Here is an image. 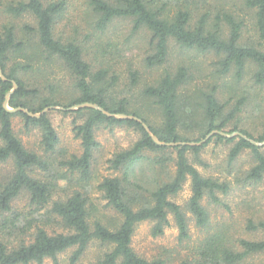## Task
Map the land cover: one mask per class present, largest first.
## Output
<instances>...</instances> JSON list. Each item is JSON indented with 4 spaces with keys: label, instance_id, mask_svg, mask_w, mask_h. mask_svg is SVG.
Here are the masks:
<instances>
[{
    "label": "trees",
    "instance_id": "1",
    "mask_svg": "<svg viewBox=\"0 0 264 264\" xmlns=\"http://www.w3.org/2000/svg\"><path fill=\"white\" fill-rule=\"evenodd\" d=\"M86 1L98 30L106 31L116 21L125 20L131 25V35L149 37L148 51L143 58L147 68L166 66L173 47H178L215 55L214 75L231 74L235 84L241 85L251 71L254 85L264 87V0H240L248 12L247 18L242 17L238 6L229 0ZM67 4V0H17L3 4L4 12L10 15L8 18L30 16L34 25L25 24L19 31L11 22H3L0 27V66L6 77L0 76V162L12 160L14 166V173L0 186V219L2 229L10 230V235L16 234V238L25 235L17 244L0 239V264H44L46 259L60 264L59 255L69 249H74L71 263L76 264L96 242L107 250L89 264H165L161 258L149 260L134 250L135 229L138 224L151 221L154 223L152 235L161 236L170 225L169 216L173 215L180 241L189 239L187 213L172 199L189 180L192 193L186 209L197 226L208 225L209 214L203 200L207 197L218 203V194H228L231 190L229 182L204 176L196 167L197 163L203 164L201 153L213 140L232 144L228 154L230 166L250 150L255 164L244 180L253 183L264 180L262 146L251 142L263 143L264 130L255 138L243 130L237 120L243 108L256 105L257 100L244 91L240 95L234 92L224 101L220 95L222 89H229L218 84L199 89L198 95L186 96L184 91L194 82L195 73L183 62L176 69L164 68L158 79L145 84L141 92L144 100L155 104L160 111L161 123H152L141 109L131 110V98L114 96L121 77L105 54L98 57L97 52L93 63L92 55H86L77 40L57 33V21L65 13ZM248 32L252 37L246 35ZM57 61L75 77L79 91L78 97L67 103L60 99V85L48 77L50 66ZM141 81V72L130 68V88L137 87ZM86 103L96 104L100 110L82 108L72 112L81 119L75 133L81 141L82 153L57 157L60 139L49 114L42 111L50 106L69 108ZM9 108L27 109L40 116L11 112ZM192 108L200 120L186 117L192 115ZM17 116L22 118L27 131L38 129L41 132L42 153L27 149L16 134L13 120ZM230 126V133L240 132L247 138H226L217 134L204 144L190 145L200 143L212 131H224ZM118 127L133 129L139 138L108 161L111 169H124V174L105 177L97 187L107 207L121 218L114 226L96 215L89 187L93 182L94 152L100 146L96 130ZM192 127L201 131L199 138L190 139L181 133ZM151 134L161 142L179 145L171 147L176 156L174 174L169 180L147 189L133 179L137 165L148 160L146 153L161 154L150 160L162 169L172 159L167 153L170 148L158 144ZM36 171L46 176L40 177ZM76 177L82 190H69L68 183ZM23 192L30 196L35 213L44 212L41 217L61 224L64 231L50 232L35 218L25 219L24 225L18 224L22 215L13 213L12 205ZM249 229L264 231V221L257 225L250 221ZM27 235L31 237L29 242L25 240ZM238 244L242 250L229 243L225 236L215 235L200 245L193 260L182 264H242L251 255H264V239H240Z\"/></svg>",
    "mask_w": 264,
    "mask_h": 264
},
{
    "label": "rangeland",
    "instance_id": "2",
    "mask_svg": "<svg viewBox=\"0 0 264 264\" xmlns=\"http://www.w3.org/2000/svg\"><path fill=\"white\" fill-rule=\"evenodd\" d=\"M17 0H0V27L3 22H11L16 26L18 31L25 24L34 25V20L30 16L21 18H8V14L4 12L3 4L11 3ZM233 5L238 6V13L242 17H248V12L244 8L242 1L229 0ZM67 8L62 17L57 21L56 31L59 35L73 38L77 40L82 47L85 48L86 55L91 54L92 62L97 59L95 56L99 52L98 57L105 54L111 62L116 73L120 74V82L115 86V97H129L132 100L131 110L141 109L144 114L152 121V123L160 124V111L150 101H145L142 96V90L145 84L158 79L163 73L164 68L176 69L177 66L185 62L195 73V80L192 81L184 91L186 96L198 95L199 89H207L208 85L218 84L222 89L220 94L224 101H227L234 92H246L257 100L255 104H249L243 108L238 115L239 125L243 130L249 132L253 137L258 138L263 133L264 128V87L255 86L251 77V71L244 77L241 85L235 84L232 75H214V63L216 57L213 54H203L197 51H184L178 47H173L168 63L161 68L150 69L144 64L143 58L147 54L148 38L145 34L131 35V25L128 21H116L106 31H100L96 28L95 19L92 20L91 11L86 0H67ZM8 15V16H7ZM250 25V24H249ZM251 26V25H250ZM254 34V33H252ZM250 35V33H246ZM252 37V35H250ZM94 55V56H93ZM110 64V63H109ZM51 73L48 75L52 82L60 85V99L67 103L72 98L79 95L76 89V79L69 71L57 61L50 66ZM139 70L142 74V81L134 88L129 85V69ZM197 92V93H196ZM113 94V90H112ZM45 113L49 114L52 124L60 139L56 156L65 155L70 157L72 154L80 155L82 153L81 141L76 138L75 127L81 122L76 114L72 112L82 108H73L67 110L62 106H50ZM256 107V108H255ZM70 108V107H69ZM11 109V108H9ZM46 109V108H45ZM44 109V110H45ZM188 110V109H187ZM191 111V110H190ZM197 111L192 108V115H186L188 119L197 116ZM200 120V117H196ZM16 134L22 140L25 147L33 151H41L40 141L41 132L38 129L27 131L22 122V118L17 116L13 120ZM188 125H191L188 123ZM232 127L222 131L228 135ZM190 139H197L201 136V131L187 128L181 132ZM211 133V132H210ZM242 134V133H241ZM244 135V134H243ZM235 135L234 137H238ZM245 136V135H244ZM207 137V135H206ZM205 137V138H206ZM231 137V138H234ZM139 134L133 129L126 127H118L115 129L99 128L96 130V140L99 148L94 152L92 161L93 182L89 187L90 196L96 206V215L109 221L114 226L121 222V218L109 207L107 201L102 197V193L98 190L99 183L105 177L122 176L124 169L114 171L108 163L115 153L122 149L129 148L137 139ZM204 138V139H205ZM212 138V137H211ZM210 138V139H211ZM228 138V137H226ZM203 139V140H204ZM209 139V140H210ZM201 140V141H203ZM195 143V142H194ZM206 143V142H205ZM2 141L0 139V145ZM264 152V142L260 143ZM167 151L172 157L165 168L155 165L150 159L161 157V154L146 153L148 160L139 163L136 167L133 179L144 185L147 189H152L158 182L169 180L175 172V152L171 148ZM232 144L218 143L213 140L201 153L203 164H196L198 170L207 177H213L231 184V190L228 194H218L220 201L212 202L210 198L203 200V205L209 214V223L205 227H199L195 218L187 211L186 206L191 197V182H186L183 190L173 197V201L182 206L187 213L189 221L190 238L184 241L179 239V229L175 223L173 215L169 216L170 225L166 228L163 235L154 237L152 228L154 223L145 221L137 225L133 238L132 247L141 256L152 260L161 258L165 264H182L185 261H191L197 253L198 248L208 238L215 235L225 236L229 243L237 245L238 250L241 249L238 241L246 239L250 241H259L264 239V231L260 229L250 230V221L253 225H257L260 221H264V180L260 183L246 182V173L254 166L253 155L250 150H246L232 166L228 164V154ZM193 161V157L191 156ZM57 162V159L54 158ZM59 162L55 164L58 169ZM66 171L65 167H62ZM40 171V170H38ZM36 171L40 177H45L44 173ZM14 173L13 161L0 162V186ZM69 190H82L77 182V177L69 182ZM58 196V195H57ZM55 196V198H57ZM13 213L22 215L18 224L24 225L25 219H38L41 225H44L50 232H63L61 224H57L46 217H41L35 213L34 206L30 204V196L23 192L13 202ZM14 216V214H12ZM0 219V239H4L8 243L17 244L19 240H23L24 236L16 238L10 230L4 231ZM33 232V230H32ZM25 240L29 242L31 237L27 235ZM107 250L99 243H93L86 251L84 256L76 264H89L96 261ZM242 250V249H241ZM74 249H69L59 255L60 264H72L71 257ZM264 255H251L242 264H263ZM36 264V263H35ZM44 264H54L51 259H46Z\"/></svg>",
    "mask_w": 264,
    "mask_h": 264
},
{
    "label": "water",
    "instance_id": "3",
    "mask_svg": "<svg viewBox=\"0 0 264 264\" xmlns=\"http://www.w3.org/2000/svg\"><path fill=\"white\" fill-rule=\"evenodd\" d=\"M0 76L3 78V79H6V77H5V75H4V73H3V70H2V67L0 66ZM14 88H17V85L16 84H14ZM13 93V91L7 96V99H9L10 98V96H11V94ZM49 108H52V107H49ZM49 108H46L45 110H43L42 111V113H45L46 112V110H48ZM73 108H91V109H97V110H100V107L98 106V105H96V104H91V103H86V104H81V105H78V106H75V107H70V108H68L67 110H71V109H73ZM11 112H16V111H24L25 113H27L28 115H30V116H32V117H39L40 116V114H33V113H31V112H29L27 109H23V108H17V109H11L10 110ZM41 113V114H42ZM105 113H107V112H105ZM108 115H112V114H109V113H107ZM116 117H118V118H125V119H131V118H134V116H127V115H116ZM145 127H146V129L148 130V132L149 133H151L150 132V129H149V127L147 126V125H145ZM217 134H219V135H221V136H224V137H228V138H231V137H234L235 135H239V136H241V137H244V138H247L246 136H244L243 134H241V133H233V134H231V135H228V134H226V133H223L222 131H212L211 133H209L208 135H207V137L203 140V141H201L200 143H190V145H201V144H204L206 141H208L211 137H213V136H215V135H217ZM152 135V137H153V139L158 143V144H160V145H166V146H168V147H170V146H178L179 145V143H165V142H161L155 135H153V134H151ZM253 144H255V145H261L260 143H257V142H255V141H251Z\"/></svg>",
    "mask_w": 264,
    "mask_h": 264
}]
</instances>
